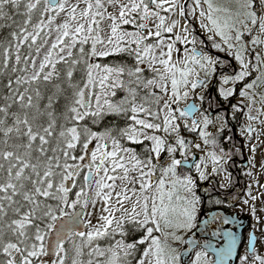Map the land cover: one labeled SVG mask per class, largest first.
<instances>
[{"label": "snow or ice", "instance_id": "1", "mask_svg": "<svg viewBox=\"0 0 264 264\" xmlns=\"http://www.w3.org/2000/svg\"><path fill=\"white\" fill-rule=\"evenodd\" d=\"M218 74L250 139L264 125V0H0V264H228L233 233L186 238L200 182L231 159L227 120L203 108ZM254 241L240 264H264Z\"/></svg>", "mask_w": 264, "mask_h": 264}, {"label": "flooded vegetation", "instance_id": "2", "mask_svg": "<svg viewBox=\"0 0 264 264\" xmlns=\"http://www.w3.org/2000/svg\"><path fill=\"white\" fill-rule=\"evenodd\" d=\"M217 55L221 59L230 60L228 57ZM231 62L233 63V61ZM226 71H231V69H226ZM218 79L219 74L206 94L207 98L203 102V108L207 109V114L210 117H216L217 114H220L227 120V127L221 134L220 140L224 150L231 152V159L225 166L226 173L209 177L207 181L200 182L199 193L203 196V204L198 216L199 223L197 228L186 234V238L196 241L210 239V242L216 246L218 241L225 239L224 232H231L235 235L236 240L240 239L236 260V264H240L239 256L244 254V245L249 242V238L255 235L256 241L253 242V246L257 249L259 241L264 239V153L255 156L253 152L247 150L244 138L239 134L243 126V114H237V120L235 121L232 119L231 104L236 103V101L234 97L224 100L219 96L217 90L219 88ZM237 95L238 89L235 98ZM215 130L216 128L213 132ZM182 134L184 135V131H182ZM227 137H231V140H226ZM209 150H211L210 147ZM177 158L182 159L178 153ZM198 161L199 156L192 149L183 170L191 168L194 174V164ZM210 169L211 164L209 163L208 170L210 171ZM249 172L251 173L250 176L247 175ZM228 173L231 174V184L223 180V176ZM220 183H224L225 187L221 188ZM249 193H251V196L256 197L255 201L251 200ZM217 199L222 203L216 204L215 200ZM244 200H248L249 203L245 205ZM253 205H255L258 218L252 215L251 207ZM213 216L216 217L215 221L212 219ZM225 219L228 220L227 224L223 222ZM204 221L209 222L207 234L202 231ZM212 231H220L221 235L213 237L211 236ZM179 247L185 249L189 246L185 244ZM193 257L194 252L189 257L187 264H190V259Z\"/></svg>", "mask_w": 264, "mask_h": 264}, {"label": "rangeland", "instance_id": "3", "mask_svg": "<svg viewBox=\"0 0 264 264\" xmlns=\"http://www.w3.org/2000/svg\"><path fill=\"white\" fill-rule=\"evenodd\" d=\"M188 2L191 3V0H188ZM188 19H189V22H190V28L194 30V34L197 35V37L199 39L204 40L205 41V46H207L208 42L206 40V36L201 31V29L199 27L198 20H196L193 17H189ZM181 47H183V46H181ZM212 51L215 54V50H212ZM216 54H220V55L226 57V55L224 53H216ZM233 63L235 64L234 61H233ZM225 87H231V85H225ZM206 98H207V96L205 97V99ZM234 100L237 103V101L239 100V95H237L236 98L234 97ZM197 103H199V102H197ZM245 111H247V109H245ZM253 115H255V112H253ZM211 118L214 119L215 117H211ZM260 119H264V117H261ZM242 121H243V126H246L249 123V121L247 120V117L244 116V115H243ZM251 123H252L253 128L256 129V131H254L252 133L250 139H249V137H248V135L246 133L242 135L241 132H240L239 134H240V136H242L244 138V143H245V146H246L247 150L252 153L253 152L252 148H253V146H255V152L253 154H255V156H259L262 152L264 153V125H261L258 121H252ZM214 129H215V127L210 125L209 128H208V131L213 132ZM258 133H259V135H258ZM183 136L187 140L194 141V142L198 141V133H194L193 134V133H189L186 130H184V135ZM200 143H201V148L203 149L204 146H203L202 141ZM193 150L198 154L199 157L201 155H203L202 151L196 150V149H193ZM204 151H209V148L204 149ZM258 217L259 216L256 213V218H258ZM256 218H254V219H256ZM262 244H264V239H261L259 241V243H258V251H260L261 254H264V247L261 246Z\"/></svg>", "mask_w": 264, "mask_h": 264}, {"label": "water", "instance_id": "4", "mask_svg": "<svg viewBox=\"0 0 264 264\" xmlns=\"http://www.w3.org/2000/svg\"><path fill=\"white\" fill-rule=\"evenodd\" d=\"M239 243H240V239H237L236 240V254H233L232 257L229 259V262L228 264H236V260H237V255H238V249H239ZM210 251V254H211V250ZM189 255H184L182 256V261L185 262V264H187V261L189 259Z\"/></svg>", "mask_w": 264, "mask_h": 264}]
</instances>
